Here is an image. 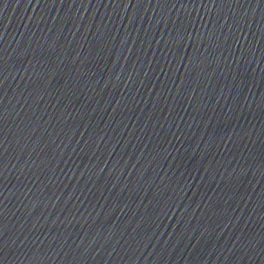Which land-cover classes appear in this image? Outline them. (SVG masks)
I'll return each instance as SVG.
<instances>
[{
	"label": "water",
	"instance_id": "water-1",
	"mask_svg": "<svg viewBox=\"0 0 264 264\" xmlns=\"http://www.w3.org/2000/svg\"><path fill=\"white\" fill-rule=\"evenodd\" d=\"M0 264H264V0H0Z\"/></svg>",
	"mask_w": 264,
	"mask_h": 264
}]
</instances>
